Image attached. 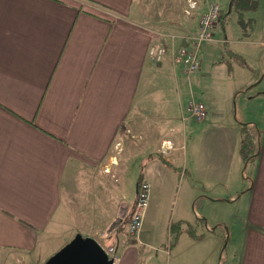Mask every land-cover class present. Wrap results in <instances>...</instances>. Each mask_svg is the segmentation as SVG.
Here are the masks:
<instances>
[{"label": "crops", "instance_id": "1", "mask_svg": "<svg viewBox=\"0 0 264 264\" xmlns=\"http://www.w3.org/2000/svg\"><path fill=\"white\" fill-rule=\"evenodd\" d=\"M146 1L0 0V264H42L79 232L101 240L124 202L116 147L176 157L158 130L175 129L169 103L182 108L167 83L178 89L171 52L187 42L166 36L160 62L148 50L157 32H194L200 16L174 20ZM224 16L222 6L216 28ZM205 103L207 117L194 122L217 135L222 157L202 149L185 164L192 209L186 232L175 234V264H264V87L236 97L235 110L229 100ZM242 123L261 137L249 173L240 164ZM154 169L139 181L151 184ZM156 226L145 236L144 218L136 235L119 231L114 264H163L167 252L154 255L145 238L154 240Z\"/></svg>", "mask_w": 264, "mask_h": 264}, {"label": "rangeland", "instance_id": "2", "mask_svg": "<svg viewBox=\"0 0 264 264\" xmlns=\"http://www.w3.org/2000/svg\"><path fill=\"white\" fill-rule=\"evenodd\" d=\"M205 1L200 0V5ZM207 1H215L222 5L225 16L222 20L223 24L214 30L216 40L204 43L200 50V57L205 66L189 81L188 77L181 72L182 66L179 65L178 89L174 81L167 83L174 93L180 95L182 108L179 100L169 103V97L173 95V92L169 97L167 95V102L173 115L171 123L175 125V129L169 131L164 126H160L158 132L160 131L161 136L173 140L171 146H176V157L170 162L167 161L170 157L168 152L163 155L157 154L156 148H151L147 150L148 153H145L144 150L147 147L140 149L142 146L137 147L135 151H128L125 148L121 150L120 145L113 151V155L117 154L121 161V165L116 170L118 183L122 185L125 192V194L122 193V197L129 204L128 214L135 207L137 182L144 171H147L149 167H155L150 179L149 206H147L149 211L146 216L144 215L145 236L151 234L153 224L157 226L154 231V240L149 241L147 237L145 238L153 245L151 251L154 255L160 250L167 252L163 257V264H175L174 250H172L176 242L175 234L178 231L181 234L186 232L188 227L186 220L192 209L191 205L188 206L189 178L185 173V164L199 159L202 149L206 150V155L214 160H220L222 157V153L218 152L217 143L214 142L217 135H209L210 132L199 127L200 123L185 118L189 115L186 110L189 102L192 99L229 100L235 110L236 97H248L264 87V81L262 84L254 85L264 75L261 73L264 66V0ZM186 3L187 0L186 2L185 0H149L143 5L160 9L162 14L174 20L183 16H190L192 20L198 19L201 13L196 10V14L188 15L186 10L189 7ZM169 72L171 75L174 73L171 69ZM238 90H241V93L237 96ZM240 161L243 162V160ZM242 162H240L242 168L247 166L246 171L249 173V165ZM166 172L169 177H164ZM121 201L123 199L120 193H115L114 203L118 204ZM211 203L214 202L210 199L208 204ZM120 231H122L118 235L120 239L128 235L125 220L120 225ZM118 232H113L112 236L104 233L100 241L104 246H111ZM223 248L225 243L222 244L221 249Z\"/></svg>", "mask_w": 264, "mask_h": 264}, {"label": "built area", "instance_id": "3", "mask_svg": "<svg viewBox=\"0 0 264 264\" xmlns=\"http://www.w3.org/2000/svg\"><path fill=\"white\" fill-rule=\"evenodd\" d=\"M200 0H188L187 13H192L194 9L199 8ZM221 6L218 2L207 1L206 7L201 12L197 29L191 33H183L180 35L164 34L157 32V39L150 45L148 54L156 62L163 61L168 55V45L164 41L166 36H169L174 41L179 36L187 44H180L173 47L171 52V62L174 66H182V71L188 78L196 75L200 69L202 60L200 57V50L204 43L215 41L214 30L217 22L221 16ZM190 117L198 122L203 121L208 115V109L205 101L192 99L188 106ZM119 145V144H118ZM150 182L146 179H141L137 187V199L135 201L134 210L131 212L128 222L127 230L129 235H136L142 225L144 213L149 203L150 196ZM107 253L117 261V249L115 245L106 247Z\"/></svg>", "mask_w": 264, "mask_h": 264}, {"label": "water", "instance_id": "4", "mask_svg": "<svg viewBox=\"0 0 264 264\" xmlns=\"http://www.w3.org/2000/svg\"><path fill=\"white\" fill-rule=\"evenodd\" d=\"M128 210L129 204L122 202L117 216L106 231L107 235L122 224ZM42 264H114V259L96 238L79 232Z\"/></svg>", "mask_w": 264, "mask_h": 264}, {"label": "trees", "instance_id": "5", "mask_svg": "<svg viewBox=\"0 0 264 264\" xmlns=\"http://www.w3.org/2000/svg\"><path fill=\"white\" fill-rule=\"evenodd\" d=\"M242 139L240 145V153L244 160V164L249 165L250 163L254 162L259 154H260V146H261V137L260 132L254 131L249 124L242 123ZM247 166L244 167V171H246ZM131 213L127 214L125 217V221L128 222V218ZM124 222V221H123ZM122 222V223H123ZM120 231V226H118L114 232ZM107 235V234H106ZM107 236H112L108 234Z\"/></svg>", "mask_w": 264, "mask_h": 264}]
</instances>
